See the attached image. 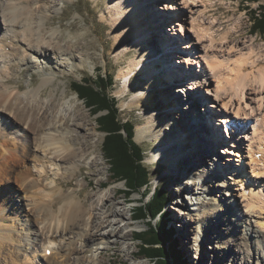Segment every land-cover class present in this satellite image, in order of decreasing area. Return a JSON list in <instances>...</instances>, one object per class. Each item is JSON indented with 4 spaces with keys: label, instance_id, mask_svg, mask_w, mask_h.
Masks as SVG:
<instances>
[{
    "label": "bare ground",
    "instance_id": "6f19581e",
    "mask_svg": "<svg viewBox=\"0 0 264 264\" xmlns=\"http://www.w3.org/2000/svg\"><path fill=\"white\" fill-rule=\"evenodd\" d=\"M65 1L0 0V186L13 177L22 189L0 196V264H102L105 252L122 243L126 245L135 237L129 230L133 209H124L127 199L116 201L120 200V191L111 187L109 193L105 181L100 179L97 186L101 190L84 197L83 191L90 186V180L77 178L83 167L92 169L104 165L101 156L92 158L91 139L97 130L90 126L88 115L75 103L69 105L73 108L58 103V99H65L66 92L61 98L54 91L48 99L42 100V88L58 74L65 73L72 64L82 70L92 61L88 44L81 41L84 34L65 38L59 30L48 27L50 21L63 12ZM164 1V7L154 0L108 1L111 11L117 13L114 22L118 42L122 44L131 39L136 49L135 61L119 75L128 79L122 93L131 87L133 73H141L146 78V83H140L136 93L142 94L137 103L146 111L148 122L139 128L135 140L142 143L146 138L158 139L159 148L154 159H165L167 175L188 180L187 186L183 182L176 184V197L170 206L178 213V219L172 218L174 226L179 223L185 231L193 232L194 223L205 232V238L195 240L196 244L198 242L196 259L201 249L199 242L209 239L214 245L207 246L204 259L211 256L209 248H212L213 255L221 253L220 263L228 264L229 259L230 264H260L264 259V222H255L260 230L253 225L243 228L241 235H237L232 226H244L238 217H244L240 220L247 223L264 211V52L255 53L246 41L234 44L226 39L217 41L215 31L211 32L209 28L213 22L204 19L207 0ZM144 3L165 12L158 17V11ZM146 13L148 21L144 22ZM169 15L177 21L174 27L180 28L174 30L180 35L166 34L159 43H149L153 28L161 29L165 23L170 25ZM179 36L185 41L182 42ZM180 42L182 46H179ZM123 46L126 47V43ZM175 55L181 57L184 69L172 66ZM48 64H52L49 65L51 69L54 67L53 76L46 74L38 89L21 93L22 86L11 84L19 74L17 68L31 70L34 67L43 73L48 70ZM163 73L164 76H160ZM196 75L201 81L190 82L187 96L195 95L202 106L200 116L201 111L210 114L214 124L189 114L173 88L160 91L161 97L147 93L143 96V89L154 93L164 82L169 85L193 79ZM202 86L206 87V94H212L210 105L201 95ZM175 103L181 111L179 118L184 115L193 125L191 130L200 128L203 135L198 137L197 141H201L198 146L188 129L183 130L172 122L175 111L165 122L153 113L164 105L168 104L164 107L167 109ZM9 122L14 127L10 128ZM219 125L226 128L224 140ZM7 133L15 136L11 148L9 141H5L4 134ZM219 143L227 146L228 154L224 158L213 155L207 162L202 154H208L213 150V144ZM32 155L36 158L35 164L22 167ZM233 156L238 157L237 164H234ZM195 157L200 166L197 171L192 170L194 166L183 167ZM226 171L229 175L224 174ZM104 172L105 168L101 167L100 175ZM216 177L218 182L213 181ZM214 182L221 191L217 192L221 198L208 200L207 196L213 191L210 185ZM188 187L194 191L189 198L197 217L187 216L184 212L188 205L184 196V200L179 201ZM229 190L231 202L227 201ZM23 195L32 201L22 203L26 220L20 216L24 213L22 208L11 212L12 202H9L15 198V202L21 203ZM200 196L204 199L200 200ZM213 219L222 221L223 228L213 230L208 224ZM237 238H242L243 242L238 244ZM49 251L50 255L47 254ZM123 252L126 257L138 256L130 244ZM122 261L128 262L127 259ZM211 262L217 264V261Z\"/></svg>",
    "mask_w": 264,
    "mask_h": 264
},
{
    "label": "rangeland",
    "instance_id": "374dc122",
    "mask_svg": "<svg viewBox=\"0 0 264 264\" xmlns=\"http://www.w3.org/2000/svg\"><path fill=\"white\" fill-rule=\"evenodd\" d=\"M108 1L109 0H100V2L98 3L95 0H66L64 3H62V5L66 7H64L63 12H61L59 15H56L50 21L49 23L50 26L48 25V27L50 29L55 28L59 30L61 34L63 33L62 35L65 36V38L66 37L70 38L71 36H75L78 34H84V39L81 41L85 43L86 45L88 44L89 53H90V57H92L91 58L92 61H91V64L88 65V67L82 70H77L75 68V65L72 64L70 65V68H68L67 71H65V73L58 74L56 78L50 84H47L44 88H42L44 91L43 92L44 98H42V100L43 99L46 100V98L48 99L49 95L54 91H56L58 96L61 98L63 97V94H65L66 92L65 99L64 97L61 100L58 99L57 100L58 103L63 104L65 107H72V108L73 106H69V105L75 103L76 106L83 108V111L85 112V114L88 115L90 126L96 127L97 131L95 132L94 137L91 139L92 151L94 153L92 158H95L96 156L97 157L101 156L102 162H104V165L100 166L99 168H92V169H89L86 166L83 167L82 173H80L77 178H79V180H82L83 177H87L88 180H90L89 181L90 186L88 185L86 189L83 191L85 195L84 197L87 198L90 195L99 192L101 189L98 188L97 184H98V181L102 179L105 181V187L108 188L107 191L109 193L111 192V187L120 191V193H118L120 200H116V201H124L125 199L128 200L127 201L128 203H125L123 205L124 209H133V217H132L133 221L131 224L132 227L129 228V230H132L135 233L136 237H133L132 240L128 241L126 245L122 243L121 245L117 247L114 246L112 250L105 252V254L103 255L101 259L102 264H137V263L153 264L151 261H149L150 259L147 258V256H145L142 253L141 244L137 239L138 234L145 231L148 228L147 221L145 220L137 221L135 218L138 215L137 208L141 205L142 197L139 193L133 194L131 196L127 195L126 193L122 192L123 190H125L124 182L115 183V179L113 178V171L111 170L109 164L107 163V160L103 152L105 135L99 130V126L97 122V117L100 116L102 112H100L99 114H95V115L92 114V112L90 113V108H88L85 105L84 101L78 97L77 92L74 91V87H73V84L78 83L84 78L96 79V75L98 74L100 69H102L104 73L109 72V73L114 74L115 85L112 90V96L115 98V101L117 102V105L119 107L120 118L124 122L130 120L134 123L135 137L137 135L139 128L147 125V122H148L147 113L145 110L142 109L141 106H138L139 103H137V99L139 95H142V94L136 93V91L138 90L137 88H139V84L146 83L145 76L141 73H133L131 75V78H132L131 87L129 86L125 90V92L122 93L123 89L125 88L126 80L128 79L121 78L119 77V75L122 70L129 69L130 63L133 60L135 61L136 49H134L131 39L127 40V42H124L122 44L121 42L120 43L118 42L116 38L117 33H116L115 22H114L117 16V13H115L114 11H111V6L109 5ZM154 2L164 7V3H165L164 0H160V1L154 0ZM145 4L146 3H144V6ZM260 4H262V1L256 2L255 0H207L206 1L207 9H206V14L204 15V19L206 20V22H213L211 25H209V28L211 32L215 31L214 37L217 41L221 42V40L224 41L226 39V42L229 41L230 44L231 43L234 44L236 42L244 43V41H246L247 44L250 46L249 48L252 47L255 53L261 54V52L262 53L264 52V37H262L259 34H253L251 32L253 23L251 22L249 10H246L247 7H250L253 10L259 9ZM144 6L142 5V7ZM152 9L155 10V12L158 11V15L159 14L161 15L162 12L163 13L165 12L164 9H158V7H156L155 5H152ZM147 13L144 16V22L148 21L145 18L147 16ZM160 15L158 17H160ZM169 17H171L169 18V21H171L170 25H168V23H165V25L164 24L161 25L160 27L161 29L151 28L152 35H150L151 38L149 40V43H152L153 45H155L156 43H159L162 40V38L163 39L166 38V34L167 35L169 34L171 36H172V33H174L175 36L180 35L179 31L176 32L174 30V29L179 30L180 28L179 26L174 27V25H176L175 23H177V21H174V16L169 15ZM171 26L173 27L171 28ZM179 37H180L179 38L180 40L182 39L181 40L182 42L185 41L183 37L181 36ZM182 42L179 43V46H182ZM125 43H126V47L123 46ZM176 53L180 55L178 51ZM179 55H175L174 57H172V60H171L172 66L182 67L184 69V65L181 63L182 59ZM160 56H162L161 58H163L164 61H166V58H164L163 54H160ZM49 65H52V64H48V67H47L48 70H46L43 73H40L34 67H32L31 70H28L25 67L17 68L19 74L14 78V80L11 81V84L14 87L16 85L22 86L23 88H22L21 93L32 91L33 89H38L40 85L42 84L43 78L46 77V74H50L51 76H53L52 72H53L54 67H52L51 69ZM160 76H164V73L161 74ZM195 80L198 82L201 81L199 77L194 76L193 79L192 78L188 80L184 79L178 82H172L169 85L167 84V82L166 83L164 82L163 87H160V86L157 87V91L155 90L154 93L148 92L149 90L147 88L143 89L144 90L143 96L145 97L146 96L145 93H147V95L152 94L154 96L161 97L160 91H163V90L167 91L168 88L169 89L173 88L179 100L182 102L184 108L187 109V112L193 115L195 118H197L200 116V109H202V106L199 105L198 102L196 101V98H194L195 95L194 97L193 95L192 97L187 96L188 92H190L188 91L187 87H189V84L191 81H195ZM200 91L207 105H210L211 104L210 102L212 101L211 100L212 94L210 92L206 94L205 86H202ZM167 97H169V94L167 95ZM167 105L160 107L159 108L160 110H155L153 113L156 115L158 114L156 117L159 120H161V122H165L166 120L168 121L171 119V114L175 111L176 112L175 117L172 119V122H174L176 126L179 125L181 128H183V130L188 129V133H191L190 137L193 139L192 141L194 142V144L196 143L198 146V144L201 143V141L199 142L197 141L198 137L200 135H203L201 134L202 132L200 128L191 130L190 127L193 125L187 122L186 120L187 118L184 115H181L182 118H179L180 117L179 113H181V111L178 110L180 108L176 105V103L174 105L171 104L170 107H167V109H164V107H166ZM212 111L216 113V111L214 110ZM210 116H211L210 114H206L204 111H201L200 117L205 118V120L212 122L213 120H211ZM213 124H214V121H213ZM9 126L10 128L14 127L11 122H9ZM219 129L221 130V134H220L221 139L222 140L226 139L225 137L226 128L223 127L222 125H219ZM4 137H5V141H9L8 147L11 148L12 144L10 143H13L12 141L15 136L7 133V134H4ZM135 142L137 143L136 140ZM4 143L8 144L6 142ZM138 144L146 151L145 163L150 169L153 187L156 188L157 186H159V187L165 188L168 192L170 202L168 205L167 203H165L164 212L167 215L166 216L168 219L167 226H168L169 231L171 232L170 235L173 239L172 242L175 241L174 244L176 245L178 249L177 251H178L179 256L183 257L187 264H213L211 262L212 260H214L215 262L217 261V264H223V263H220L221 253L218 252L217 254L213 255L212 253L214 252L212 248H209V254H211V256H209V258L207 259L203 258V255L205 254L204 251L206 250L207 246L214 245V241L209 240V239H207V241H204V242H199V246H201V249L199 251V258L196 259V257H198L196 254L197 252L196 245H198V242L196 244L195 240L197 239V237L198 239L205 238V232L202 231V228L198 229L197 224H194V223L192 224V226L194 227L193 232L190 230L185 231L184 228L179 225V223L177 227L174 226L175 223L172 218H175V220L178 219V213L174 212L170 206L171 204L174 203V198L176 197V194H175L176 191L174 188H176L177 183H182V182L184 186H187L185 182H187L188 180L184 181L181 178L172 177L171 175H167L168 167L165 164V161H164L165 159L164 158L154 159V154L159 148L158 139L146 138L145 140H143L142 143H138ZM212 149L213 150L210 151L208 154L207 153L202 154L203 157L207 158V162H210V157L212 158L213 155H216V158L218 156L221 158L226 157L225 153H227L228 148L227 146H225V144L219 143L215 146L213 144ZM224 151L226 152L224 153ZM233 158L235 160L233 161L234 164H237L238 157L233 156ZM197 160L198 159H196L195 157V160L188 162V164H185V166L183 167L187 166L188 169H190L194 166L192 170L197 171L198 168L200 167L199 162H196ZM35 162H36V158L34 155H32V157L29 158V160H27V162H25L22 165V167L26 165L33 166ZM208 166L211 167L210 165ZM101 167L105 168V172L100 175L99 170ZM199 171H201V168L199 169ZM228 173L229 171L224 172V174L226 175H229ZM211 177H213L212 174H211ZM50 180L51 179H49L48 182H50ZM214 180L215 182H218L217 177L216 179L214 178L213 181ZM215 182L210 185L211 188H213V191L211 192V196H207L208 200L210 198H215L218 200L221 198L220 193H217L221 191H219V189L215 187V184H216ZM230 182H231V179H229V183ZM93 187L95 189H93ZM231 187H233V185H231ZM18 190H22V189L20 188V185L12 177V180L10 182L0 186V192H1L0 196L4 195V193L6 194L7 191L14 192ZM230 193L231 191L229 190V192H227V201L229 202L232 201V198H231L232 196H229ZM237 194L239 195V193ZM193 195H194V191L190 187H188L187 190L183 191L182 198H180L179 201H183L185 197V202L187 201L188 205L187 207L185 206L184 212L187 214V216L197 217L198 216L197 212L196 210L193 209V206H191V200L189 198V197H192ZM125 196H127V198H125ZM22 197H23V201H21V203L15 202L16 200L15 198H12V201H9L10 203L12 202L11 212H14V210H18L19 208H22L21 211L22 210L24 211L22 207L23 206L22 203L30 204V202H32L30 201V197H28L27 195H23ZM200 197H201L200 200L204 199L203 196H200ZM177 199L179 198L177 197ZM234 199L235 197H233V201H235ZM148 200L149 198H146V201ZM178 204L181 205V203H178ZM232 204H234V207H237L236 202H233ZM28 208L30 209V207ZM25 213L26 212L24 211V213L20 215L23 220H26V217L24 216ZM262 213L263 214H261V212L257 213V216L258 214L259 216L252 218V220L251 221L249 220L247 223H245L244 220L243 221L240 220L242 218L244 219V217H238V221L242 222L244 226L242 225H240L239 227L232 226V228L237 232V235H241L242 233L241 230L243 228L250 227L252 225L253 227L260 230V228L257 226L255 222L257 221L262 222V223L264 222V211H262ZM184 218H187V217L185 216ZM158 220L159 218L157 217L153 221L156 226L159 225ZM220 222L222 221H217V219L215 220L213 219V220L208 221V224L209 225L211 224V226L213 227V230H215L218 227L223 228V225ZM229 223H230V220H229ZM219 233L221 236H224V232H220L219 230ZM226 238L227 236H225V239ZM250 239H252V237ZM237 240L239 241L238 244H240V242L241 243L243 242L242 238H237ZM129 244L132 246V250L138 253L137 254L138 256L136 258L126 257L125 255L126 253L123 252L124 248L128 247ZM250 246L252 249L253 247L252 243H250ZM252 253L254 255V252ZM47 254L50 255V252H48ZM22 258H24V256H22ZM126 259L128 260L127 263L122 261ZM230 263L231 262L228 259V264ZM260 264H264V259H261Z\"/></svg>",
    "mask_w": 264,
    "mask_h": 264
},
{
    "label": "trees",
    "instance_id": "16d2710c",
    "mask_svg": "<svg viewBox=\"0 0 264 264\" xmlns=\"http://www.w3.org/2000/svg\"><path fill=\"white\" fill-rule=\"evenodd\" d=\"M255 1H262L259 9H246L253 23L251 32L264 37V0ZM114 85V74L104 73L100 69L96 79L84 78L73 87L78 97L90 108V113L95 115L102 112L97 122L99 130L105 135L103 152L113 171L115 183L124 182L125 190L122 192L127 195L139 193L142 197L141 205L137 208L138 218L135 217L137 221H147L148 226L137 238L142 253L153 264H187L179 256L167 226L164 209L165 203L169 202L168 192L165 188L153 187L151 172L145 163L146 151L134 140V123L130 120L124 122L120 118L119 107L112 96ZM146 198L149 200L146 201ZM157 217L158 226L153 222Z\"/></svg>",
    "mask_w": 264,
    "mask_h": 264
}]
</instances>
